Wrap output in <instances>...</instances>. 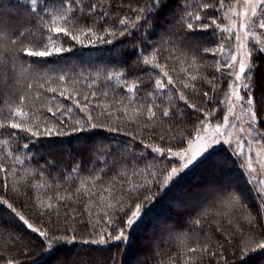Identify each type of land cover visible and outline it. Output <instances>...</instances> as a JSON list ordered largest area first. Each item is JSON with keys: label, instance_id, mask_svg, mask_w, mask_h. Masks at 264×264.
Returning <instances> with one entry per match:
<instances>
[{"label": "trees", "instance_id": "1", "mask_svg": "<svg viewBox=\"0 0 264 264\" xmlns=\"http://www.w3.org/2000/svg\"><path fill=\"white\" fill-rule=\"evenodd\" d=\"M232 1L225 0V5ZM66 3L67 0H39V16L34 17L26 0H0L4 35L0 43V122L7 123L12 111L21 106L28 113L24 126L39 133L32 136L30 131L0 129V141H8L6 146L0 145V164L14 170L7 176L0 173V198L8 199L30 223L49 231L53 238L66 233L75 236V241L58 242L46 255L43 238L0 203V264L8 260L13 264H264V250L256 247L258 240L264 241V210L242 161L226 146L212 151L203 163L181 174L168 188L157 191L123 245L83 243L85 239H99L109 220L105 216V211L111 213L109 204H115L129 189L148 180H153L148 187L158 188L150 174L169 163L176 165L173 159L155 155L146 144H176L170 139L172 135L179 138L181 134H194L202 126H193L197 117L220 115L217 50L224 33L209 19V28L192 32L196 39L186 42L189 33L186 28L181 29L180 18H187L188 12L200 13L202 20L197 23L205 22L204 17H215L223 26L224 9L217 11L220 0H211L207 9L203 5L209 0H169L159 16L145 22L149 4L141 0L136 7L145 11L120 35L122 26L116 21L124 14L136 17L129 7L135 0H82V6L97 3L108 10L104 26L114 27L116 35L105 34V40L111 39L112 43H90L87 36H81L83 43H78L62 33L59 40L46 41L47 27L42 31L41 23L63 12L62 4ZM76 16L74 23L61 22V26L80 34L79 28L91 26L92 21L86 18L87 13ZM101 23L104 22L98 21L94 27L99 30ZM9 26L23 32L34 51H44L46 42L51 54L13 55L7 39L13 34ZM14 38L17 43L24 39ZM169 40L172 43L158 59L175 87L166 85L165 91L157 92L154 74L160 70L143 65L140 57ZM57 47L62 49L59 53L55 51ZM205 48L213 49L216 55L205 52ZM252 61L251 95L258 113V128L264 131V103H258L264 102V53L255 52ZM116 73L122 75L117 77ZM189 75H196V81H189ZM185 82L197 87L183 88ZM134 84L139 90L129 94L126 89ZM49 87L57 91L50 92ZM181 90L199 112L179 100ZM204 91L208 97L203 96ZM148 92L155 95L148 96ZM141 103L144 114L138 115L135 109ZM149 105L158 117L165 107L175 115L170 121L158 118L149 122ZM50 107L56 115L48 111ZM89 115L104 127L73 132L76 121L83 124ZM45 127L57 131L45 135ZM169 129L173 131L169 133ZM160 135L166 139L160 140ZM237 193L242 198L229 204V195ZM49 203L53 204L51 211L46 207ZM119 215L122 213L115 217ZM197 220L201 221L199 225ZM205 246L208 253L202 252ZM193 247L197 252L188 251Z\"/></svg>", "mask_w": 264, "mask_h": 264}, {"label": "snow or ice", "instance_id": "2", "mask_svg": "<svg viewBox=\"0 0 264 264\" xmlns=\"http://www.w3.org/2000/svg\"><path fill=\"white\" fill-rule=\"evenodd\" d=\"M143 2L148 3L149 7L147 8V12L149 13L148 16L144 17L145 22L149 19L156 18L159 16V13L168 6L169 0H143ZM245 11L242 13L243 17L245 19L248 18V9L251 10V16L256 17L257 10L259 9L262 17L258 21V27L260 29H264V0H243ZM26 3L28 5V10L34 14V17L39 16L38 12V5L39 0H26ZM141 0H135V3L129 4V7L136 13V17H131L127 14H124L123 18H120L118 21H116L119 25L122 27L119 29V34L124 35L125 30L132 24L136 19L140 17V14L145 11L143 8H138L136 5L140 4ZM211 6V0H209V3H206L203 5V8L207 9ZM63 12H61L57 16H53L50 18V21L48 19H45L41 25L40 28L43 31L45 26L47 27V36L46 41H56L60 39V34L62 33L64 36H71L72 39L76 40L78 43H83V40L81 39V36H87L89 37L90 43H95L97 41L103 42V43H112L111 39L105 40V34L114 37L116 35V29L113 27L112 29L106 28L104 26L107 21L105 20L106 17L109 16V12L107 9H103L101 5L97 3H90L86 6H82V0H67L66 4H62ZM225 8V0H220L219 3V9L217 11L222 10ZM232 17H236L237 12L234 7L229 9ZM76 13H87L86 18H90L92 21V25L88 27H81L79 28L80 34H73L72 31L66 26H61V22H63L64 25H68L71 23H74L77 19ZM118 14V13H117ZM205 22L203 23H197L202 20V16L200 13L193 14L191 12L187 13V18H180V24L181 29H187L189 35L186 37V42H190L194 39L191 35L192 32H195L197 30H207L209 28V19L210 24L215 25L217 30H219L222 33H227L229 38H234L236 42V46L238 49H248L244 52V56L241 57L239 60V67L238 71L235 69V64H229L227 67L229 68V75L235 74V80L240 81L242 77L245 78V80H250L252 77L249 75V73H254V61L251 60L252 58V49L249 47V45L242 43V38L239 34L230 32L229 29L224 28L221 26L220 23L217 22L215 17L209 18L204 17L203 18ZM98 21H103L104 23L100 24L99 30H97L94 25ZM171 23H176V21H172ZM3 25V21L0 20V26ZM251 27V24H242L241 28L244 29V35L248 36L249 32L248 29ZM9 31H12V36L7 37L9 45H11L9 51L13 53V55H17L19 52H22L24 57H44L51 54V49L46 46V42L43 45L45 50L44 51H34L32 47H29L28 44L32 43L31 41H27V37H25V34L21 31L14 30L11 26L8 28ZM15 36L24 37L23 40H21L19 43H17ZM4 35H3V29L0 27V43H3ZM27 41V42H26ZM172 43L171 40L167 42L162 41L161 47H155L150 53H145L143 56L140 57V62L145 65L149 66L151 68L159 69L160 71L156 72L154 75L157 77L154 81L155 88L157 92H163L165 91L166 85L175 87L174 81L172 77L169 75L167 71H164V65L159 62L158 55L167 47L168 44ZM253 47H255L253 45ZM62 49L60 47H57L55 51L59 53ZM205 52H211L212 55H216V51H214L211 48H205ZM221 54L224 52V46L221 45L218 50ZM257 51L264 53V47L257 48ZM247 57V60L245 59ZM231 60L235 62L237 60L236 55H233L231 57ZM155 61V63H154ZM251 61V62H248ZM28 64H33L35 62L33 61H26ZM195 63V62H193ZM13 65H15V61H13ZM27 70V69H26ZM35 69H33L34 71ZM221 69L218 67L217 71L219 72ZM12 71H15V67L13 66ZM117 77L121 76V73L115 74ZM167 78L166 80L164 78ZM109 79H112V76L108 77ZM60 80H63V77L59 78ZM197 77L196 75H189L188 80L189 81H196ZM210 82V81H209ZM211 83V82H210ZM43 81L41 82V87H43ZM30 87V86H29ZM196 88L197 85L190 84L188 82H185L183 84V88ZM215 84H213V90H215ZM235 87V85H233ZM50 92H56L57 89L53 87H49L47 89ZM138 86L133 85L131 87H127L126 91L129 94L134 93L135 91H138ZM245 94L244 96H241L239 92H236V99L241 101L242 103H245L248 106V110L250 112V123L249 127H251L253 124L257 122L258 113L256 111L252 110V105L254 104V99L248 97V92L251 91L249 85L245 83L244 85ZM60 95H64V92H61ZM155 95L154 92H148V96ZM204 97H208L209 93L207 91L203 92ZM87 99V98H85ZM179 100L183 101L184 104L187 105L188 108L193 109L195 112H199L200 109L195 105L189 102V100L185 97L183 91H180L179 94ZM258 103H264V102H258ZM24 104L23 98L20 100V105ZM77 107H80L79 103L77 102ZM144 105L143 103L140 104L139 107L135 109L136 113L138 115H143V109ZM67 111H71V109H66ZM82 111L84 109H81ZM122 111H125V109L122 107ZM179 109H177L178 111ZM49 112H52L53 115H56V112H53V109L50 107L48 109ZM229 112H231V108L228 109ZM147 116L146 119L149 122L154 121L158 118H170L175 115V113L170 112L167 107L163 109V111L159 114L157 111L153 110V106L149 105L146 109ZM62 114V113H61ZM28 113L24 112L21 106H17L11 114V119L5 123L0 122V129H4L5 127H9L11 129H19L23 131H30L32 136H36L39 133L37 131H33L31 128H27L24 126V119L27 117ZM125 115H127V111H125ZM212 113H208L206 116L203 117H197L195 121H192L193 126L195 127L198 124L206 125L208 123V117L211 116ZM20 121V122H18ZM61 126L63 125V121L60 122ZM230 125V117L228 115H225L223 117V127L227 128ZM149 125L146 123L145 127H148ZM98 127H104L103 125L99 124L98 122L94 121L92 116H88V120L81 124L80 121H76V125L72 128L73 132H86L93 129H97ZM108 131H118L116 128H107ZM206 130V128L204 129ZM57 131L55 128L45 127L44 134L50 135ZM169 133H171L173 130L169 129ZM215 131L217 135L213 138L204 137L201 135L200 128H196L195 133H188L187 136H183L182 134L179 136V138L176 135H172L170 137L171 140L176 141V144H167L165 147H160L152 144H146L145 147H151L152 152L158 154L161 157H164L165 159H168L169 157L175 158L178 163L173 166L172 163L167 164L164 168L159 169L158 172L151 173L150 175L154 178L155 184L159 185L158 188H151L148 187V184L153 183V180H148L146 184L139 185L136 188H131L128 190L125 197H123L121 200L116 201L115 204H109L107 207L111 209V213L108 211H105V216L109 217L108 222L105 225V229L101 231V234L99 235V239H85L83 240L84 244H93V245H106L109 241L113 243H118L120 245H123L127 239V232L130 230L145 214V206L148 203V201L155 196L156 192L169 187L170 184L176 182L179 178H181V174L185 173L187 170H190L192 167L197 166L198 164H201L208 158V156L211 154L210 149L213 144L215 143H229V146L231 147V142L228 140H222V137H225L227 135H230L229 133H225L221 131V125L216 124ZM243 131V129H241ZM62 134H66V131ZM160 140H165L166 137L164 135L159 136ZM186 142V147L184 146ZM8 144L7 140L0 141V145L6 146ZM24 147H28L27 144L24 145ZM244 145L241 143H237L236 148L234 149L235 154L239 156H244L243 152ZM11 155V153H8ZM260 153H257V156H259ZM15 159L19 162V157H15ZM242 163L246 164V166L251 169L252 168V160L249 157L247 160L242 161ZM257 163L260 164V168L264 169V161H257ZM14 171L13 169L5 168L4 165L0 164V173H4L5 176L9 172ZM95 183V181H93ZM250 184H258L259 187H253V191L256 193L257 198L260 201V207L262 210H264V179H260L257 181L256 177L253 176L252 180L249 181ZM7 187V185H5ZM143 189V191H141ZM223 190V189H221ZM241 195L239 193L234 195H229L228 197V203L231 204L233 199H241ZM0 203L7 205V207L11 210L12 213H15V215L23 222L24 225L27 226L28 229L31 230L33 233H37L39 237L43 238L41 243L43 244V247L51 250L56 243L58 242H67L72 243L75 241V236H68L66 233L63 235H56L54 238L49 233V231L44 230L43 228H38L33 225V223H30L28 219L25 218L24 215L21 214L20 211L17 210L16 207L13 206L12 203H9L8 199L6 198H0ZM48 210L53 209V204L49 203L47 206ZM116 213H122V215H119L118 217H115ZM43 214V213H41ZM118 221V222H117ZM197 225L201 223L200 220L195 221ZM251 223V221H250ZM109 224L111 225V228L109 230ZM256 247L259 249H264V241L258 240ZM190 252H197V248L193 247L188 249ZM209 249L207 246L203 247L202 252L208 253ZM6 264H13L12 260L6 261Z\"/></svg>", "mask_w": 264, "mask_h": 264}, {"label": "rangeland", "instance_id": "3", "mask_svg": "<svg viewBox=\"0 0 264 264\" xmlns=\"http://www.w3.org/2000/svg\"><path fill=\"white\" fill-rule=\"evenodd\" d=\"M232 7H234L237 12L236 17L234 18L232 17L229 11V9ZM244 11H245V7L243 0H233L231 4H226L223 12L222 27L227 28L229 29L230 32L237 33L241 36L242 43L249 45V47L252 49L251 60H253V56L254 53L257 52V48L264 47V29H260L258 27V21L259 19H261L262 14L258 9L256 17H252L251 10L249 8L248 18L245 19L242 15ZM246 23L251 24V27L248 29L249 32L248 36L244 35L245 30L241 28V25ZM223 35H224V41L222 42L221 45L224 46V52L222 54L219 52V68L221 70L219 71L220 95L218 101L220 103L219 109L221 110V113L217 118H213L212 115L208 117V123L200 127L201 135L208 138L215 137L217 135L215 131L216 124H220L221 131L230 134L225 137H222V140L230 141L231 147L229 146V143H215L212 145L210 149V153L222 146H226L230 148L232 151H234L238 142L243 144L244 145L243 152L245 155L239 157L237 155L236 156L241 161H245L249 157L251 158L252 168L249 169L246 166V164L243 163L245 169L244 172L249 181L252 180L253 176H255L258 181L260 179H264V169H261L260 164L257 163L258 160L264 161V131L258 128V120L255 124L249 127L251 114L248 110V106L245 103H242L241 101L236 99V92H239L241 96H244L245 83H247L251 89L252 79L245 80V78L242 77L240 81H236L235 74L230 76L229 75L230 70L227 67V65L229 64H235V69L236 71H238L239 60L241 59L242 56H244V52L247 51L248 49H243V50L238 49L234 38H229L227 33H224ZM253 45L255 47H253ZM233 55H236L237 57V60L235 62L231 60V57ZM245 59L247 60V57H245ZM249 75L251 76V73H249ZM233 85H235V87H233ZM248 97L253 98L251 95V91L248 92ZM251 107L252 110L255 111L254 104ZM229 108H231L232 110L231 112L228 111ZM225 115H228L230 117V125L227 128L223 127V117ZM205 128L206 130H204ZM241 129H243V131H241ZM149 149L151 150V147H149ZM257 153H260V155L257 156ZM154 154L158 155L156 153ZM169 159H173L178 163V161L175 158L169 157ZM251 186L259 187L258 184L255 185L251 184ZM136 224L130 230H128L126 241H128L129 233L136 226ZM54 248L55 246L51 250H48L46 255L52 252ZM260 250H264V249H260Z\"/></svg>", "mask_w": 264, "mask_h": 264}]
</instances>
